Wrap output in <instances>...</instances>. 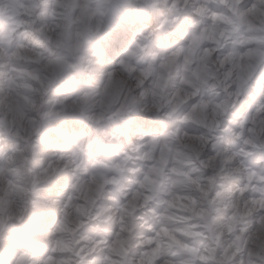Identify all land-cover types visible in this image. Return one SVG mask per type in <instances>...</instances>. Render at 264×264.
<instances>
[{
  "label": "clouds",
  "instance_id": "obj_1",
  "mask_svg": "<svg viewBox=\"0 0 264 264\" xmlns=\"http://www.w3.org/2000/svg\"><path fill=\"white\" fill-rule=\"evenodd\" d=\"M0 264H264V0H0Z\"/></svg>",
  "mask_w": 264,
  "mask_h": 264
}]
</instances>
